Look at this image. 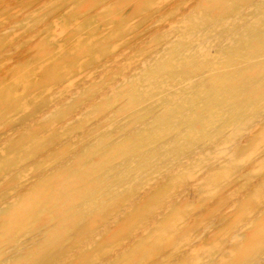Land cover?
<instances>
[{
  "label": "bare ground",
  "instance_id": "obj_1",
  "mask_svg": "<svg viewBox=\"0 0 264 264\" xmlns=\"http://www.w3.org/2000/svg\"><path fill=\"white\" fill-rule=\"evenodd\" d=\"M156 4L141 2L139 14ZM159 5L149 19L158 32L129 56L121 30L86 28L77 63L63 74L49 64L27 95L36 110L0 133V176L36 171L0 190V264H264V198L201 236L246 166L243 142L264 141V99L243 102L264 91V0ZM175 15L179 24L162 23ZM217 187L223 198L190 212L196 204L184 198ZM82 220V239L61 249Z\"/></svg>",
  "mask_w": 264,
  "mask_h": 264
},
{
  "label": "rangeland",
  "instance_id": "obj_2",
  "mask_svg": "<svg viewBox=\"0 0 264 264\" xmlns=\"http://www.w3.org/2000/svg\"><path fill=\"white\" fill-rule=\"evenodd\" d=\"M154 1L158 3L156 7H160L159 4L168 7L180 0H0V133L4 129L15 126L17 120L24 117L27 112L36 110V106L32 105V98L27 96L33 89L34 83L36 81H47L44 73H46L49 64L55 65L56 71H61V74L70 68V64H76V61L75 63L73 62V59L76 57L74 53L75 48L82 44L83 40L87 41L91 36L107 30H121L125 35L122 41L125 40L124 42H126V40H130V43L120 48L124 49L125 56H129L140 46L147 43L153 34L158 32L156 26L160 21L153 24L149 21L151 16H153L152 9L156 7H150L152 9L148 8L150 10L147 13H141L142 15L139 14L142 8L138 7L141 2L150 4ZM108 5H110V13H106L103 9ZM180 9L184 11H182L183 16L188 14V8H185V5H182ZM175 16L166 17L162 23L172 21L179 24L183 16L181 18H178L177 15ZM86 28H91V36H84ZM78 32L82 33L78 34ZM72 40L73 42H71ZM66 54L73 57L67 59L68 56ZM73 66L75 65L71 67ZM90 75L94 78L97 76V72H91ZM35 78H37L36 81ZM86 82L88 84V81ZM244 85L245 88L248 87L246 90L251 86L248 84ZM248 92H244L243 95H246ZM249 97L244 96L243 102L245 101L247 105L253 107L257 103L262 102L264 91H259L254 97ZM241 113L243 114L244 112L240 111L236 118L240 117L239 114ZM48 137L50 135H38L35 144H47L49 142ZM74 140L76 142V139ZM252 141L254 144L250 143L251 141L248 144L245 141L243 142V149L239 153H241L242 157L245 156V159H243L246 166L243 167L239 177L232 178L230 183L225 185V187H232L229 188L232 194L225 200V203L223 201V204H220L219 208L215 206L218 209L208 215V218H212L214 222L210 229L211 232L202 233L201 236L203 238L216 230L221 222H227L230 216L239 214L240 212L244 216V212H247L246 210L248 209H250L247 212L248 214L253 213L258 205L257 201L264 198V141H260L258 135ZM63 146L61 147L65 149ZM72 146L77 148L74 144ZM176 148L177 146L175 147L170 144L164 149L166 152L172 151L174 153L177 150ZM20 170L17 171L15 169L4 176H0V190L4 186L15 184V182H25L36 174V171L32 169L21 168ZM143 182L142 179L131 182L128 185L129 190L123 191V194H129L131 191L136 192L143 185ZM221 188L217 187L215 190H205L198 197L197 195L193 197L189 194L184 200H192L194 202L193 205L196 204L190 212L193 214L203 213L206 207L214 203L213 199L216 193H218V196L223 195V191L222 193L219 192ZM173 189L175 187H172ZM244 209L245 211H243ZM192 216H190V219H192ZM86 217H91V215ZM83 224V220L79 221L65 231L62 236L63 239H61V249L69 250L72 247L71 245L82 239V236L78 234V230L83 228ZM198 227L190 231L189 235L191 237L199 233ZM224 244L221 247L225 249L228 244ZM58 250H60L59 247ZM119 258H121V255L116 258L117 261ZM153 262L157 263L158 258L154 257Z\"/></svg>",
  "mask_w": 264,
  "mask_h": 264
}]
</instances>
